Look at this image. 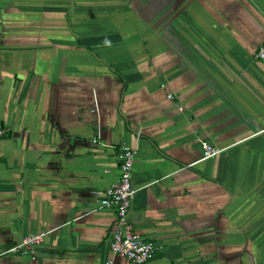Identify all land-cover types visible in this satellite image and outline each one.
I'll use <instances>...</instances> for the list:
<instances>
[{"label": "crops", "instance_id": "obj_1", "mask_svg": "<svg viewBox=\"0 0 264 264\" xmlns=\"http://www.w3.org/2000/svg\"><path fill=\"white\" fill-rule=\"evenodd\" d=\"M263 43L264 0H0V264H126L122 146L149 264H264Z\"/></svg>", "mask_w": 264, "mask_h": 264}, {"label": "built area", "instance_id": "obj_2", "mask_svg": "<svg viewBox=\"0 0 264 264\" xmlns=\"http://www.w3.org/2000/svg\"><path fill=\"white\" fill-rule=\"evenodd\" d=\"M255 60L264 61V43L257 50ZM4 134L5 131L0 128V136ZM93 143L99 145V139H94ZM202 149V160L212 159L224 151V149L205 141L202 142ZM136 157V150L128 146L120 147L118 154L120 161L119 179L112 187L98 193L99 208L114 209L116 213L111 227V253L114 256L123 257L126 264H149L160 250V245L145 239L129 220L130 207L136 194L132 187V174ZM46 235V232H40L25 236L9 251L34 256L37 246L44 241ZM104 264H115V262L110 258Z\"/></svg>", "mask_w": 264, "mask_h": 264}]
</instances>
